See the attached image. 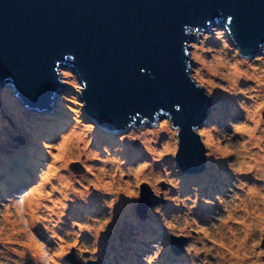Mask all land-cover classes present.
<instances>
[{"label":"clouds","instance_id":"9594fccd","mask_svg":"<svg viewBox=\"0 0 264 264\" xmlns=\"http://www.w3.org/2000/svg\"><path fill=\"white\" fill-rule=\"evenodd\" d=\"M213 33L221 44L219 49L206 47L205 44L211 36L200 33L202 39L199 45L191 44V53L185 55L194 65L188 74L193 86L202 91L206 98H213L219 92L235 99L237 108L244 114L243 119L228 122L231 132L215 124L195 126L193 129L204 149L205 158L217 164H226L232 174L233 180L226 194L215 195L214 202L202 198L199 195L200 188L193 186V195L181 198V179L174 176L163 163L169 157L176 161L180 151L181 129L167 119L152 129H133L119 138L121 144L125 141L129 144L138 142L149 160L129 166L124 159L113 156L112 150L106 146L102 155L92 147L95 125L81 119L86 102H80L78 97L84 94L86 86L79 83L74 74L58 70V82L62 86L70 87L75 93L71 97L61 96L74 123L54 143L40 141L48 160L37 171V183L27 191L17 194L19 199L12 196L0 201V217L17 216L19 223L23 225L18 231L24 233L13 239L0 238V264H28L29 260L32 264H62L72 250H75L82 264H97L100 239L113 224L121 197L128 202H138L142 197V186L145 185L155 198H162L174 207L185 210L172 214L170 218L164 214L162 205L152 211L160 217L169 237L189 241L184 247L189 264H237L227 251L210 246L217 239L227 241L229 247L237 245L240 259L247 264H264V55L257 56L252 61L241 58L240 51L233 49L225 40L224 31L213 29ZM242 83L250 86L242 87ZM176 110L180 109L177 107ZM100 129L112 133L120 132ZM162 136L167 138L163 142ZM70 137L76 146L73 155L65 158L59 152L53 151L62 149ZM114 151L122 153L124 149L117 147ZM230 154L234 158L230 159ZM157 164L161 165L159 170L155 167ZM72 165H79L83 174L74 172ZM173 168L179 172L175 163ZM116 170H120L119 175ZM137 171L139 176L132 181L123 177V173ZM101 173H106L110 178L104 180L103 184H98ZM248 176L255 182L249 183L244 179ZM129 183L134 187L124 188L122 191L104 186ZM161 185L166 187L162 188ZM33 191L42 193L43 199L36 204L35 214L28 216L24 209L30 203ZM173 191L177 195L173 196ZM94 192L103 197L101 207L107 209V214L89 215L83 221L71 220L70 228L64 230L62 225L70 207H78L79 204L87 206ZM201 200L209 206L218 203L222 210L214 213L207 225L201 224L193 215ZM234 208L245 214L237 217L242 223L247 220L244 227L229 224ZM101 225L102 229L97 230ZM38 226L47 233L49 241L55 247H49L48 243L37 237L34 230ZM58 230L63 231V235ZM84 233L92 237V243L82 241ZM28 239L35 240L41 248L39 257L24 247ZM65 246H69L68 251L61 255ZM151 248V254L142 257L143 264H157L165 253L164 244L154 243ZM85 254H88L87 258ZM68 259L66 260L71 264L75 263L73 259Z\"/></svg>","mask_w":264,"mask_h":264},{"label":"water","instance_id":"95a60500","mask_svg":"<svg viewBox=\"0 0 264 264\" xmlns=\"http://www.w3.org/2000/svg\"><path fill=\"white\" fill-rule=\"evenodd\" d=\"M214 25L226 28L241 56L258 53L264 0H0V82L10 81L28 109L48 110L64 65L86 86L84 112L97 126L119 131L164 115L181 129L178 168L198 174L206 158L193 129L212 103L189 81L185 53L196 41L190 31ZM146 191L140 219L163 202ZM184 242L171 238L170 251L182 253Z\"/></svg>","mask_w":264,"mask_h":264},{"label":"rangeland","instance_id":"374dc122","mask_svg":"<svg viewBox=\"0 0 264 264\" xmlns=\"http://www.w3.org/2000/svg\"><path fill=\"white\" fill-rule=\"evenodd\" d=\"M213 29L224 31L225 40L233 49H237L234 46L230 35L226 31V28L221 25H214L209 27L207 30H198L195 33H192L193 31H191L196 41H192L191 43H189L187 49L189 54L192 51V49L190 48L191 44L199 45L200 40L202 39L200 33H204L206 35L211 36V39H209L205 44L206 47H213L216 49H219L221 47L220 42L215 39ZM262 55H264V47L260 48L258 53H255L251 56H241V58H247L249 61H252L255 57ZM193 67L194 65L190 60V69L192 70ZM59 70L68 71L72 73V71L69 68H66L64 65H61ZM241 86L248 87L250 85L242 83ZM12 92L13 91L11 90L10 81L4 80V83L0 82V179L2 181L4 180V171L8 170V168L10 170H13L14 167H16V160L13 162V158L19 155V148L25 147L33 138V135L21 126L22 124L20 123L18 117L15 114V109L12 110L11 106H16L18 111L21 112V114L29 120H34V118L49 117V113L52 114L53 112L63 115L65 117H69V112L64 107V102L61 100V96L66 95L71 97L72 95H75L74 91L70 87L62 86L61 89L56 91V95L53 97L54 100L51 104V107L43 113H38L28 109L27 107H24L25 105H23L17 98H15ZM78 99L80 100V102H82L81 96L78 97ZM11 102H13L15 106L13 104L11 105ZM211 103V109L207 113L205 123L201 127L215 124L216 126L221 127L228 132H231V129L228 127V122L230 120L236 121L239 119H243L244 114L237 108L235 99L229 98L224 94L217 92L214 97L211 98ZM65 111H67V114L64 113ZM71 118L73 117L71 116ZM81 119L85 123L95 125L96 130L94 133L95 138L94 143L92 145L93 148L95 147V145H97L98 148L96 150L100 151L103 155L102 150L106 146L110 150H112L113 156H118L120 154L119 157L121 159H124L127 162V165L135 166L141 161L149 160V157L144 152L143 148L138 142L129 144L127 141H125L123 144H121L119 142V138L131 132L133 129L138 131L152 129L156 127L159 122H162L163 120L167 119V117L164 115H160L159 119L154 120L152 123H150L149 121H141L137 125L131 124L125 129H120L119 135L111 138V140L107 138L105 140L103 134H109L104 133L103 130H101L100 127L95 124L96 121L88 117L84 110ZM60 134V131L56 132L53 137H51L49 140H46V142L54 143L58 139ZM19 138H23L24 145L18 143L19 141L17 139ZM34 139L39 140L38 137H34L33 140ZM166 139V137H161L162 142ZM117 147H122L124 151L122 153H116L114 149ZM75 148L76 146L73 140H71L70 145L68 147L62 148L63 156H65V158H69L71 155L74 154ZM53 151L58 152L59 148L53 149ZM3 156H7V158H2ZM232 158L234 157L230 154V159ZM47 160L48 158L37 161L38 164L35 167V170L33 171H30V168H28V165H26L25 169H27V173L31 178L28 181V185L20 183L14 186L10 184L8 186L9 193L6 196H0V201H5L6 197L12 196H16V198L19 199V196L17 194L27 191L30 187L37 183V171L38 169L44 166ZM163 163L167 165L170 171L173 172L174 176H178L181 179L182 182L179 193L181 195V198L185 196H192V188L193 186H196L200 188L199 195L202 198H207L215 202V195H225L227 189L231 186L233 180L232 174L227 169L226 164H217L216 162L210 161L208 159H206L204 170L198 174H183L181 173L179 168V172L177 173L176 170L173 168V164H176V162L173 161L170 157L166 159ZM155 167L157 170H159L161 168V165L157 164ZM71 168L77 174H83V169L79 165H72ZM116 172L119 175L120 170H116ZM138 176L139 171L123 173V177L129 181L136 179ZM222 176H224L225 178L222 179ZM109 178L110 177H108L106 173H101L99 174V179L97 180V183L103 184L104 180ZM112 178L114 179L116 177ZM244 179H246V177H244ZM246 180L249 183L255 182L252 180L251 176L250 180ZM104 186L111 188L112 190H116L118 188L121 191L124 188L134 187L130 183L121 185L108 184ZM161 187L165 188L166 186L161 185ZM142 188L143 190H145V192H148L146 191L147 189L149 190V192H151L148 187L142 186ZM151 195L153 196L152 192ZM172 195L175 196L177 195V193L173 191ZM145 198H150V195H145ZM102 199L103 197H101L100 194L94 192L93 195L90 197V201L87 206L79 204V202H77L79 204L78 207H70V210L67 214V218L65 219L62 228L64 230L69 229L71 220L83 221L85 217L89 215H106L107 209L101 207ZM141 199L138 202L134 203L128 202L124 200L123 197H121V202L115 210V220L113 224L109 227L107 233L102 235L100 239L98 252L99 259L97 261V264H143L142 257L151 254V252L153 251L151 245L154 243H160L165 245V253L162 255L161 259L157 262V264H189V259L184 252V247L187 243H189V241L185 240V242L183 243L182 253H179L177 255L172 253L170 251L171 237L168 236L166 230L161 224L160 217L158 215H155L152 211L155 207L162 205L164 214L170 218L172 214L182 213L185 210L183 208H176L172 204L163 201V199L161 198V201L163 202L159 203V205L157 204L155 206L148 207L145 217L143 219H140L136 215L135 211L138 210L140 206L139 202L141 201ZM31 210L32 214H29L24 209L25 215H34L36 211V204H34V207H32ZM218 211L222 212L218 203H214V205L209 206L205 205L203 203V200H201L197 208L193 212V215L200 221L201 224L207 225L212 215ZM232 215L234 217L229 223H231L233 226L234 224L238 223L242 224V222L237 219V217H243L245 215L241 210H235L234 208L232 210ZM243 223L247 224V220L243 221ZM22 227L23 225L19 223L18 217L15 215H6L0 217V238L13 239L22 236L24 235V233L22 231H18V229H22ZM102 227L103 226L101 225L97 230H101ZM34 231L41 241L48 243L49 247H55V245L51 241H49L47 233H45L41 227L38 226ZM58 231L60 235H63V231ZM82 241L90 244L92 243V237L89 234L84 233L82 236ZM215 242L216 240L212 241L210 246L216 245L217 247L218 245L215 244ZM221 243L223 245H226V241H222ZM24 247L26 249H29L37 257H39L41 254V248L37 245L35 240L28 239ZM68 247L69 246H65L61 250L60 254L63 255L65 252H67ZM87 255L88 254H85V258H87ZM67 258L73 259L75 261V264L77 262L82 264V262L77 258L75 250H72V252L64 258L62 264H71L69 261L66 260ZM28 264H32V262L29 260Z\"/></svg>","mask_w":264,"mask_h":264},{"label":"bare ground","instance_id":"6f19581e","mask_svg":"<svg viewBox=\"0 0 264 264\" xmlns=\"http://www.w3.org/2000/svg\"><path fill=\"white\" fill-rule=\"evenodd\" d=\"M192 33H195V32H192ZM192 33H190V34L194 37V35ZM12 104H13V102H11V105ZM24 107H27V106H24ZM11 109L12 110L15 109V114L18 117V120L20 121V123L22 124L21 126L25 130H28L33 135V138L38 137L39 140H35V139L33 140V138H32V140L25 147L19 148V151H18L19 155H17L15 158H13V162L16 160V167H14L13 170H10L9 168H8V170H5L4 175H3L4 180L2 181L0 179V196H6L9 193V191H8L9 187L8 186L10 184L14 185V186H16L17 184H20V183H23L24 185H28V181L31 178L27 173L28 172L27 169H25L26 165H28V168H30L29 169L30 171H33V170H35V167L38 164L37 161L44 160L45 158H48L43 147L40 144V141L41 140H44V141L49 140L51 137H53V135L56 132H59V131L61 133L66 132L69 129L71 123L74 122L73 118H71V116H72L71 113H69V117H65L63 115H60L58 113L53 112L52 114L49 113V115H48L49 117L34 118V120H29L28 118L23 116L21 114V112L18 111L16 106L15 107L11 106ZM63 110H65V109H63ZM45 111L46 110L34 111V112L43 113ZM64 113L67 114V111H65ZM103 132L109 133V135L103 134L105 140H106V138L111 140V138L119 135V132L112 133V132H108V131H104V130H103ZM71 140H72V138L70 137L69 140L63 145V148L68 147L70 145ZM112 143H114V142H112ZM94 148L97 149L98 148L97 145H95ZM58 152L61 155H63L61 148H59ZM102 152H103V150H102ZM118 156H120V154ZM134 156H138V155H134ZM2 158H7V156H5V157L3 156ZM224 178L225 177L222 176V179H224ZM246 179L250 180V176L246 177ZM42 199H43L42 193H40L39 191H33L32 195L30 197V203L28 205H26L25 211L28 212L29 214H32L31 208L34 207V204L39 203ZM233 215H232V217H234ZM232 219L230 221H232ZM229 224L232 225L231 223H229ZM245 225L246 224H244V223L234 224V226H236V227H244ZM221 242L222 241L219 239L216 240L215 244L218 245L217 246L218 248H221V249L227 251L228 254L231 255L233 257V259H235L237 261V264H247L246 261H243L240 259V253L236 250L237 245H231L229 247V244L227 241H226V245L225 244L223 245ZM214 247H216V245H214Z\"/></svg>","mask_w":264,"mask_h":264}]
</instances>
